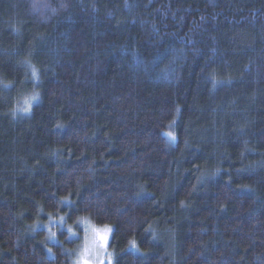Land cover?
<instances>
[{
	"label": "trees",
	"instance_id": "trees-1",
	"mask_svg": "<svg viewBox=\"0 0 264 264\" xmlns=\"http://www.w3.org/2000/svg\"><path fill=\"white\" fill-rule=\"evenodd\" d=\"M84 219L114 264H264V0H0V264Z\"/></svg>",
	"mask_w": 264,
	"mask_h": 264
},
{
	"label": "rangeland",
	"instance_id": "rangeland-1",
	"mask_svg": "<svg viewBox=\"0 0 264 264\" xmlns=\"http://www.w3.org/2000/svg\"><path fill=\"white\" fill-rule=\"evenodd\" d=\"M71 229L68 228V230ZM98 233L106 237V244L99 240ZM49 234L52 243H59L55 230H51ZM111 234L110 228L97 227L89 219L78 221L77 230L69 233V239L77 241V250L72 252L70 264H114L109 250Z\"/></svg>",
	"mask_w": 264,
	"mask_h": 264
},
{
	"label": "snow or ice",
	"instance_id": "snow-or-ice-1",
	"mask_svg": "<svg viewBox=\"0 0 264 264\" xmlns=\"http://www.w3.org/2000/svg\"><path fill=\"white\" fill-rule=\"evenodd\" d=\"M98 238H99V240H100L102 243H105V244H106V237H105V236H103V235H99V233H98Z\"/></svg>",
	"mask_w": 264,
	"mask_h": 264
}]
</instances>
